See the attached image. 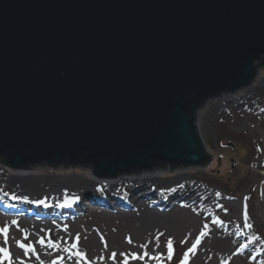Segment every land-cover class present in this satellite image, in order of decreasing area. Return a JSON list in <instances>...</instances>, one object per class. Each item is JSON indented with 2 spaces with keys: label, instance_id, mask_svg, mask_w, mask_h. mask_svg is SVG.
I'll return each mask as SVG.
<instances>
[{
  "label": "water",
  "instance_id": "1",
  "mask_svg": "<svg viewBox=\"0 0 264 264\" xmlns=\"http://www.w3.org/2000/svg\"><path fill=\"white\" fill-rule=\"evenodd\" d=\"M263 58L264 0H0V158L101 180L201 167L195 108Z\"/></svg>",
  "mask_w": 264,
  "mask_h": 264
},
{
  "label": "rangeland",
  "instance_id": "2",
  "mask_svg": "<svg viewBox=\"0 0 264 264\" xmlns=\"http://www.w3.org/2000/svg\"><path fill=\"white\" fill-rule=\"evenodd\" d=\"M260 61L255 64L257 69L254 80L256 81L254 85H252L253 81L248 85V87L253 86L249 96L251 103L255 104L253 107L257 108L256 112L247 114L244 110L235 112L233 105L227 103L222 105L220 98L224 94L230 95L238 90L224 92L220 96L207 100L206 105L197 111V128L207 152L212 155V166L183 167L175 170L160 168L162 172L159 176L162 180L183 177L186 184L203 190V198L208 197L215 202V205L208 207L210 212L204 216L193 209H187L188 215H180L179 220L175 219L171 222V226L162 231L161 227L154 231L151 228L149 234L134 230L135 221L132 219L110 217L109 210L103 213L97 212L93 205V196L87 194L81 199L83 210L77 208L72 212L59 202L57 208L48 209L46 205H43L44 209H37L35 206L37 204H34L37 202L34 200V205L32 203L16 205L14 203L16 191L14 187L7 186L5 181L7 177L31 178L30 181L22 184L25 187L33 186L36 182L38 188L30 191L34 199L39 190L42 191L59 179L74 178L80 183L87 180L97 181L90 175L93 169L74 165L67 168L65 165L53 167L42 163L31 166L32 170L28 172L14 171L0 163V181L6 186L0 183V207L4 205L10 211L7 215L0 208V228L8 229L6 245L3 234H0V247H7L13 264H17L15 260L17 241L37 246L41 245L38 243L41 239L44 240V244L41 245L43 247H48L47 243L49 239H52L57 245V247H51L53 255L61 253L71 261V264H120L123 259L120 253L143 254L145 251L149 253V256L161 254V264H181L182 260L184 264L200 263L199 260L202 264H264V84L262 83L264 64ZM35 167L41 168L43 172L38 173L39 175L35 178L29 177L34 176L31 172ZM154 171L156 170L151 172ZM139 174L145 176L149 172L129 175ZM43 176L47 178L44 182L41 181ZM122 176L124 174L117 176L111 183L118 182ZM149 195L146 190L138 192L139 208H146L143 200ZM168 198V196L165 197L166 200ZM108 207L115 213L121 210L112 199H108ZM22 210L24 212H20ZM33 211L40 216L46 212L45 220L51 221L52 224L35 235H30L25 231L28 224H33L35 221L32 216ZM174 213L175 211L170 212V214ZM245 220L252 225L251 228L245 227ZM190 221L196 222L198 228V234H194L192 241L189 237L187 238V231H189L187 225ZM233 228L237 235L233 234ZM202 232L207 233L210 239L205 245L197 248L203 236ZM257 236L260 237L259 240L254 239ZM77 237H79L78 240ZM128 238H131L132 243H128ZM168 240L172 241L171 260L167 259ZM73 245L76 247L73 248ZM141 245H147V247L141 248ZM243 245L246 247H242ZM77 251L82 252L84 257L78 259L75 255ZM113 252L117 254L115 261L110 259ZM185 253H187L186 260ZM100 257H103V260ZM3 264H7V261ZM129 264H157V261L145 256L144 260L129 259Z\"/></svg>",
  "mask_w": 264,
  "mask_h": 264
},
{
  "label": "bare ground",
  "instance_id": "3",
  "mask_svg": "<svg viewBox=\"0 0 264 264\" xmlns=\"http://www.w3.org/2000/svg\"><path fill=\"white\" fill-rule=\"evenodd\" d=\"M256 64V63H255ZM260 74V73H259ZM256 79L253 80V84ZM264 84V80L262 82ZM245 87L244 89H238L233 94L223 95L220 98L222 105L231 104L233 105V110L239 112L244 110V112H256L257 108L253 107L255 104L251 103V98L249 96L250 90L253 86ZM262 85V84H261ZM249 96V99L246 98ZM227 98V100L225 99ZM238 102H240L238 104ZM264 116V112H263ZM199 129V128H198ZM193 168V166H192ZM15 171V170H14ZM91 171V170H90ZM29 172V171H28ZM42 169L35 167L33 172L34 177L42 173ZM160 169L154 172H149L147 175H124L119 178L118 182H112L113 180H102L96 178L92 172L90 175L97 181H83L77 182L74 178H63L57 181H53L52 184L43 189L39 190L38 195L33 197L31 196L30 191L36 190L38 186L37 183L32 179L35 184L33 186L22 185L24 182H28L31 178H26V176H10L6 178L7 186H12L15 188V198L14 203L16 205L24 204H33V200L36 201L35 205L37 209L42 208L43 205L48 208H57L58 202L66 206L69 212L82 209L81 199L82 196L87 194L93 196V205L97 212H102L109 210L110 217H120L128 220H134V230L138 233H151L149 232L151 228L152 231L161 227L162 231L164 228L171 226V222L178 218L181 215H188L187 209H193L195 212H198L199 215L204 216L207 212H210L208 209L209 206L215 205V202L210 200L208 197L203 198V190H199L195 186L186 184L183 177H176L173 180H162L159 176ZM46 177H41V181H45ZM4 181V180H3ZM1 184H5L0 181ZM44 184V183H43ZM46 185V184H44ZM6 187V186H5ZM140 190H146L149 192V197L143 200V204L146 208L141 209L138 207L137 196ZM95 191H98L97 193ZM127 191V192H126ZM129 191V192H128ZM169 197L168 200L165 197ZM25 197L27 199H25ZM44 198V199H40ZM108 199L114 200V203L121 210L118 213L112 212L108 207ZM43 201V203H40ZM57 201V202H56ZM33 204V205H34ZM70 204V206H68ZM1 210L4 214H9V208L4 205H1ZM175 211L174 214L170 212ZM20 212H24L23 210ZM38 212V210H37ZM33 211L34 223L28 224L26 231L30 235H35L38 231L46 229L51 225V221L45 220L47 218L46 212L43 215H38V213ZM181 212V213H180ZM133 217H136L133 219ZM190 217V216H187ZM191 218V217H190ZM104 219V218H103ZM177 220V221H178ZM28 222V221H27ZM189 231H187L190 241L192 237L198 234V228L196 222L190 221V224L187 225ZM226 231V230H225ZM233 234L237 235L238 233L233 228ZM207 233H204L200 239L197 248L205 245L208 240ZM53 244L52 239H49ZM43 247L41 245L33 246L35 252H29L27 255H24V249L16 247V256L15 260L17 264H52L53 261H56V264H71V261L59 253L58 255H53L54 252L51 250V247ZM39 257V258H37ZM62 258V259H61ZM200 263L202 262L199 260ZM211 263V262H210ZM208 264V263H204Z\"/></svg>",
  "mask_w": 264,
  "mask_h": 264
},
{
  "label": "snow or ice",
  "instance_id": "4",
  "mask_svg": "<svg viewBox=\"0 0 264 264\" xmlns=\"http://www.w3.org/2000/svg\"><path fill=\"white\" fill-rule=\"evenodd\" d=\"M25 199H27V198L25 197ZM40 203H43V201H40ZM68 206H70V204ZM13 223H15V222H13ZM205 227H207V226H205ZM245 227L251 228L252 225L247 223V220H245ZM7 232H8L7 227L0 228V234H3V236H4V244L5 245L7 244V240H8ZM201 234L203 235L204 233L202 232ZM25 239H26V237H25ZM78 239H79V237H77V240ZM158 239L159 238L157 237V241H158ZM254 239L259 240L260 237L257 236V237H254ZM38 243L43 245L44 240L41 239L38 241ZM128 243H132L131 238H128ZM17 245H18V247L24 249V255H27L29 252H35V249L31 244H24L20 241H17ZM49 246L50 247H57V245L53 244L51 241H49ZM157 246H159V245L157 244ZM75 247H76V245H73V248H75ZM105 247H107L106 244H105ZM140 247L146 248L147 245H141ZM166 247L168 249L167 259L171 260L172 255H173V248H172V241L171 240L167 241ZM194 247H195V244L193 245V248ZM242 247H246V245H243ZM65 251H68V249H65ZM189 251H192V249H189ZM75 255L77 256L78 259L84 257V254L82 252H79V251H77L75 253ZM120 256L123 258L121 260L120 264H129V259H131V260H144L145 256H148L150 259L156 260L157 264H161V262H162V255L161 254H157L156 256H149V253L147 251H145L143 254L120 253ZM37 258H39V257H37ZM116 258H117V254L115 252H113L110 256V259L115 261ZM184 258H185V260L187 259V253H185ZM100 259L103 260V257H100ZM4 261H7V264H13L11 254H10L9 250L7 249V247H0V264H3ZM41 264H43V262H41ZM52 264H56V261H53ZM181 264H184L183 260L181 261Z\"/></svg>",
  "mask_w": 264,
  "mask_h": 264
},
{
  "label": "trees",
  "instance_id": "5",
  "mask_svg": "<svg viewBox=\"0 0 264 264\" xmlns=\"http://www.w3.org/2000/svg\"><path fill=\"white\" fill-rule=\"evenodd\" d=\"M255 67H256V66H255ZM256 69H257V68H256ZM204 104H205V102H204L201 106L195 108L194 113H193V116H194V124H195V129H196V131H197V126H196V121H197V120H196V118H197V111H198L199 109H201V108L204 106ZM202 145H203V147H204L203 142H202ZM204 149H205V147H204ZM206 155H207L206 162L204 163L203 166H201V167H203V168H206V167L212 166V164H213V163H212V161H213L212 155L208 154L207 152H206ZM0 160H1V162L4 163L7 167H9L10 169H12V167L8 165V163H7L6 160L1 159V158H0ZM35 165H37V164H32V165H29L28 167L35 166ZM52 166L57 167V166H61V165H52ZM75 166H76V165H75ZM28 167H27V168H28ZM81 167H89V168H92V169H93L92 166H81ZM27 168H19V169H17L16 171H28ZM160 168H163V169H165V170H175V169H178L179 167H173V166L161 165L160 167H158V169H160ZM150 172H151V171H150ZM137 173H141V172H136V174H137ZM130 174H131V173H130ZM120 175H122V174H120ZM120 175H118V176H120Z\"/></svg>",
  "mask_w": 264,
  "mask_h": 264
}]
</instances>
